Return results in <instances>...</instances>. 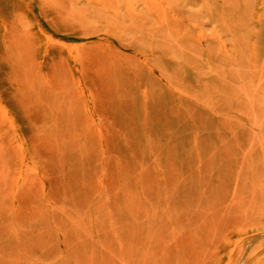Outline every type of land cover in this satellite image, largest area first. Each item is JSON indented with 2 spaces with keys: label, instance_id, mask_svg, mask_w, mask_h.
I'll return each mask as SVG.
<instances>
[{
  "label": "rangeland",
  "instance_id": "obj_1",
  "mask_svg": "<svg viewBox=\"0 0 264 264\" xmlns=\"http://www.w3.org/2000/svg\"><path fill=\"white\" fill-rule=\"evenodd\" d=\"M264 264V0H0V264Z\"/></svg>",
  "mask_w": 264,
  "mask_h": 264
},
{
  "label": "bare ground",
  "instance_id": "obj_2",
  "mask_svg": "<svg viewBox=\"0 0 264 264\" xmlns=\"http://www.w3.org/2000/svg\"><path fill=\"white\" fill-rule=\"evenodd\" d=\"M262 259L261 258H258L256 261H255V264H260V261H261Z\"/></svg>",
  "mask_w": 264,
  "mask_h": 264
}]
</instances>
